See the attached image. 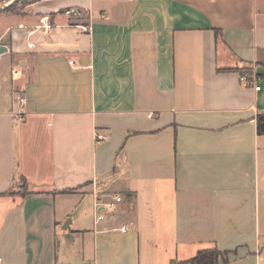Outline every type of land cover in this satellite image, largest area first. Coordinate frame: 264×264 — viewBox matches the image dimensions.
<instances>
[{
    "label": "crops",
    "instance_id": "crops-1",
    "mask_svg": "<svg viewBox=\"0 0 264 264\" xmlns=\"http://www.w3.org/2000/svg\"><path fill=\"white\" fill-rule=\"evenodd\" d=\"M0 47V264H264V0H40Z\"/></svg>",
    "mask_w": 264,
    "mask_h": 264
},
{
    "label": "trees",
    "instance_id": "trees-1",
    "mask_svg": "<svg viewBox=\"0 0 264 264\" xmlns=\"http://www.w3.org/2000/svg\"><path fill=\"white\" fill-rule=\"evenodd\" d=\"M37 1H40V0H21L20 2L9 7L3 12L17 11ZM241 74L246 75L244 71H241ZM257 132H258V135L260 136L264 135V114H260L257 117ZM28 193L29 191L27 188L26 181L23 179L22 180V190L20 192V195L24 197ZM228 256H229V252H221L217 248L211 249V250H203V251H200L196 255V257L188 261L187 264H220L221 262L227 263Z\"/></svg>",
    "mask_w": 264,
    "mask_h": 264
},
{
    "label": "built area",
    "instance_id": "built-area-1",
    "mask_svg": "<svg viewBox=\"0 0 264 264\" xmlns=\"http://www.w3.org/2000/svg\"><path fill=\"white\" fill-rule=\"evenodd\" d=\"M69 15L71 14H75L77 15V11L76 10H70L68 12ZM13 74H15V71H13ZM241 81L244 82V83H247V84H250L253 86L254 90L256 92H259L261 90V82H264V77H257L255 75H253L250 79L246 76H242L241 77ZM18 101H19V108H20V113H18V115H22V111H23V108H24V105H25V102H26V98L24 96H20L18 98ZM149 118H154L155 117V114L154 113H151L148 115ZM107 139V136H104V135H101V134H97L96 135V140L98 142H101V141H104ZM122 199L121 198H117V202H120ZM110 209L114 208V204L113 203H110L107 205ZM105 219V216L104 215H99L98 216V220L99 221H103ZM123 231H126L125 228H123Z\"/></svg>",
    "mask_w": 264,
    "mask_h": 264
},
{
    "label": "water",
    "instance_id": "water-1",
    "mask_svg": "<svg viewBox=\"0 0 264 264\" xmlns=\"http://www.w3.org/2000/svg\"><path fill=\"white\" fill-rule=\"evenodd\" d=\"M21 0H0V13L8 9L9 7L17 4ZM3 3H6V5H2ZM4 51L3 47H0V53Z\"/></svg>",
    "mask_w": 264,
    "mask_h": 264
},
{
    "label": "rangeland",
    "instance_id": "rangeland-1",
    "mask_svg": "<svg viewBox=\"0 0 264 264\" xmlns=\"http://www.w3.org/2000/svg\"><path fill=\"white\" fill-rule=\"evenodd\" d=\"M2 5H6V3H3ZM1 67L3 68V70L7 73L10 72V67L9 65L6 64V62H0Z\"/></svg>",
    "mask_w": 264,
    "mask_h": 264
}]
</instances>
